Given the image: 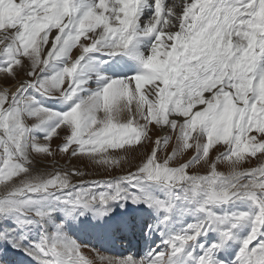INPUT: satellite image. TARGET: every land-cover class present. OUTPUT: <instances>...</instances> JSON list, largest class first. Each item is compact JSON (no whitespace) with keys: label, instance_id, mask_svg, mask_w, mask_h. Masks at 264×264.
<instances>
[{"label":"snow or ice","instance_id":"snow-or-ice-1","mask_svg":"<svg viewBox=\"0 0 264 264\" xmlns=\"http://www.w3.org/2000/svg\"><path fill=\"white\" fill-rule=\"evenodd\" d=\"M141 37L152 39L147 55ZM94 52L131 57L141 71L105 77L93 66ZM92 73L98 86L80 97ZM29 89L77 102L57 112ZM153 129L163 135L153 140ZM36 130L45 135L34 138ZM217 146L223 151L213 159ZM189 152L191 159L178 162ZM136 153L142 159L133 165L128 155ZM58 155L129 170L85 180L87 173L58 166ZM252 159L256 166L244 167ZM37 160L51 168L37 170ZM152 182L180 189L204 215L140 259L81 244L52 220L54 208L36 206L50 197L69 215L103 218L113 202L130 200L171 212V203L147 192ZM233 201H248L254 211H214ZM34 224L52 227L25 249L36 264H224L216 253L245 225L232 264H264V0H0V240L19 248L17 230ZM211 231L220 240L199 244L194 255L198 237Z\"/></svg>","mask_w":264,"mask_h":264},{"label":"rangeland","instance_id":"rangeland-1","mask_svg":"<svg viewBox=\"0 0 264 264\" xmlns=\"http://www.w3.org/2000/svg\"><path fill=\"white\" fill-rule=\"evenodd\" d=\"M148 15H149V12L146 11L144 16L142 17V19L146 20ZM142 53H144V51ZM89 56L91 57L93 66L99 72L102 71L101 70L102 68L101 69L99 68L100 66L98 65V63L101 61V59H104V60H102V62H104L107 60L106 57H109L105 53H102V52H94V53L89 54ZM87 62H88V58L86 57L85 61H83L82 63H87ZM58 66H59V63H57V67ZM51 71H52V69L50 68L48 73H45V74L46 75L50 74ZM94 76H93V79L89 80L88 85L86 87V90L82 91L79 94L80 97H86L88 94H90V92L92 90L96 89V87L98 86V82L96 81ZM123 76H125V74H122L120 77H123ZM91 82H94V84L92 86H89V84ZM29 93L36 95L37 99L40 101V103L44 107L53 109L57 112H66L70 109L71 106H73L74 102H77L75 100V98H74V101L65 102L66 106L63 107L64 109L60 110V109H57L53 105V104H55L54 102L52 104V102H50L49 100L45 99L44 97H40L39 94L32 92L31 89H29ZM52 124H54V122H50L47 126H52ZM44 135H45V132L41 131V130H36L32 133V136L34 138H42ZM151 135H152L153 140H155L157 138V136H160L163 134L159 133L157 130L153 129ZM174 143H175V141L173 139V141L168 146L166 154H168V155L171 154V147H172V144H174ZM58 144H60V140L54 139V141L52 143V147L56 148ZM154 146L155 145H150L149 147H154ZM117 151H119V150H117ZM221 151H223V149L220 146H217L216 149H214L210 152V155L212 156L213 159H215V157L217 155H219ZM119 154L121 156L124 155L123 152H120ZM194 154H195L194 152H189L182 157H178V162H186V160L191 159L192 155H194ZM161 155L163 156V155H165V153H161ZM128 159L132 160L133 165H135V164L140 162V160L142 159V155L140 153L129 154ZM56 160L58 161V163H62L61 165H58L60 167L63 166V168H66V169H79V170L87 173V175L82 177V179H85V180L108 179L111 176H118V175L126 174L127 171L129 170L127 164H123L122 166L117 167L115 170H113L112 168H108L106 170L105 167L94 165L92 162H90L86 159H77L75 157L69 159L65 155H58L56 157ZM256 164H257V162L254 159H252L249 162H246L244 164V167H255ZM34 167L39 171H46V170H49L51 168V163L46 162L44 160H37L34 163ZM196 167H200V166H196ZM206 170H207V166H204L201 169L200 174H206ZM218 170L227 172V168L224 165H218ZM74 182H75V178H74ZM123 187L128 188L129 191L135 192L138 195L142 194L138 187H131L128 184H124ZM90 190L92 192H99V191H103L104 189L92 187V188H90ZM147 192L152 197H154L158 200L172 204L171 212L164 211V213H165L164 216H168L170 218V220L172 221L171 228H170V231H171L170 235L183 232V230L188 225L194 224L199 219L203 218L204 214L197 212L195 210L194 204L187 202L183 199V194H182L180 189H174L170 192V190L167 187H165L164 185L157 183V182H152L150 184V186L147 187ZM173 193H179L181 195V198L175 199L173 196ZM34 199L39 200V197H35ZM120 203L121 202H113L110 205V207L111 208L112 207L120 208L121 207ZM123 203H124V206L121 208L124 209V208L129 207L132 210H134L135 207L139 204V203L134 204L130 200L127 202H123ZM143 204H145V203H143ZM36 206L40 207L42 210H46L48 208H54L55 210L52 211V220L57 224L63 223L64 231L68 236L72 237L73 239H76L81 244H85V243L81 242L83 240H79L78 238L73 237L72 234H69L70 233L69 229L71 227H73V228L82 227V225H80L79 221L76 220L77 217H81V216L77 215L76 213L69 215L68 212L65 210L64 206L55 204L50 197L46 200L40 201ZM214 211L217 214L235 213V212H251V211H254V207L248 201H233L231 203L217 205L214 208ZM89 213H90V211H86L84 213V216L90 217ZM73 217H75V218H73ZM148 221H149V229H148L149 231L147 232V237H148V239H150L151 230L152 229L154 230V227L158 224V217H153L152 219H150ZM45 230L48 232H51L52 231L51 225H46L44 228H42L39 224H34V225L29 226V228L26 230H17L15 239L20 240L19 242L22 245L19 248L12 247V243H10L7 240H0V264H23L20 262L19 259H17L18 253L22 252V255H23V253L26 254L25 249L29 248L30 245L34 241H38L40 239L41 233ZM85 230L87 232H92V233H95V231H96V229L95 228L93 229L90 225H86ZM249 230L250 229L247 225L242 226L238 230H236V235L238 238L232 241V245L235 249L239 250L240 241L248 235ZM204 237L205 236L198 237L197 241H199L200 239H203ZM87 240H88V243H86V245H89L91 248H94V249L98 250L99 252H101L107 256L115 257V255H108V253L105 252V250L104 251L101 250V248L99 246L100 242L98 239L91 241V240H89V237H86V241ZM84 241H85V238H84ZM196 242L194 245V247L196 246L195 249L197 248V245H198V243H196ZM9 243L11 245H9ZM161 244L155 245L154 249H156L157 251L164 249V248H162ZM12 251H14V252H12ZM9 253H12V254H9ZM14 253H16V254H14ZM26 255H23V256H26ZM130 255L135 257L136 259H140L138 256H136L135 252L130 253L128 255H125L123 257H127ZM116 257H118V256H116Z\"/></svg>","mask_w":264,"mask_h":264},{"label":"bare ground","instance_id":"bare-ground-1","mask_svg":"<svg viewBox=\"0 0 264 264\" xmlns=\"http://www.w3.org/2000/svg\"><path fill=\"white\" fill-rule=\"evenodd\" d=\"M148 12L150 13V10H148ZM151 43H152V39L150 37H141L140 43H139V50H141L142 52L144 51V54L147 55L149 50H150ZM102 60H104V59H101V61L98 63V65L100 66L99 67L100 69L102 68L101 69L102 71H100V73L102 75H104L105 77L119 78L122 74H125V76H132V75L140 72L141 68H142V66H140L138 68V64H140L138 61L132 59L131 57L122 55L118 58H113L111 61H109L108 64L111 63L112 66L116 67V70L114 72H112L110 70L112 67V66H110L111 64L110 65H104L107 62L101 63ZM102 65H104V66H102ZM120 66H125V69L124 68L121 69ZM91 75L94 76L95 73L94 74L92 73ZM91 84L93 85L94 82H91ZM40 97H43V96H40ZM47 100L52 102V104L54 102L55 104H53V105L57 109H60V110L64 109L63 107L66 106V103L63 100L62 101L59 99H47ZM61 164L62 163H58V165H61ZM128 209H130V208H128ZM128 209L127 208L123 209L121 207L120 208L112 207V211L107 216H104L103 218H94L93 212L90 211V213H89L90 217L89 216H81V217H77L76 220L82 221L83 225H86V224H88V222H91L92 225H99L102 228V233H100V235L105 237V239L103 240V243H102L105 249H103V247H102L101 250L102 251L105 250V252H107L108 255H116V253L118 251L122 250L124 252V255H128L130 253L136 252V254L139 258L146 257L148 255V253L152 249H154L155 245L161 244L163 240H165L169 236H171L170 235V233H171L170 228H171L172 222H171L170 218L167 221H165V219H164L165 216H163V209H158L155 207H148L142 203H139L136 206L134 211L128 210ZM139 212L143 213V219L144 220H150L153 217L159 216L158 224L154 227V230L153 229L151 230L150 239H148V237H147L148 230L146 228V230L144 231L145 232V234H144L145 238L142 241H139V242L137 240H136V242L132 241V243H135V244L139 243V247L137 250L129 249L128 251H125V249L123 247H121L120 249L118 247L116 248L115 245L117 244V241H119V238L116 237V235H115V228L118 225H120L121 222H123V221H128L129 227H130L131 226L130 221L131 220L137 221V219H138L137 216H138ZM147 226H149V222H148ZM129 227L123 228L124 229V235H126L128 233ZM69 232H70L69 234H72L73 237H76L79 240H83L81 242H86V239L84 241L83 227H80V228L71 227L69 229ZM15 236H16V234H15ZM93 239H98V235H96V234L93 235ZM124 239L126 240V237ZM120 240H122V239H120ZM140 240H141V238H140ZM219 240H220L219 233L216 231H211L207 234V236H205L203 239H200L196 243H198V245L204 244V246L207 247L209 244L216 243ZM9 245H11V244L9 243ZM198 245H197V248L195 249L194 255H199L202 251ZM161 246H162V248L166 247V245H164L163 243L161 244ZM12 252H14V251H12ZM237 252H238V249H235L232 245V241H229L227 244H225V246L223 248H221L216 253V258L218 260H223L224 264H232V261H233ZM9 254H12V253H9ZM14 254H16V253H14ZM23 255H26V254L23 253ZM23 255H22V252L18 253V255H17V259H19L21 263H23V264H36V261L33 260V258H31L28 255H26V256H23ZM175 259H177V261L181 260L180 257H177ZM187 264H190V262H187Z\"/></svg>","mask_w":264,"mask_h":264}]
</instances>
